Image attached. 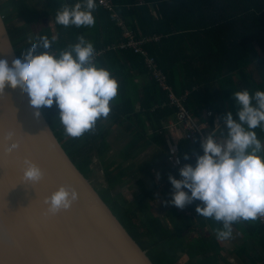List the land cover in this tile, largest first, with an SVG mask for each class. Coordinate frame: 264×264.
<instances>
[{"label":"trees","instance_id":"trees-1","mask_svg":"<svg viewBox=\"0 0 264 264\" xmlns=\"http://www.w3.org/2000/svg\"><path fill=\"white\" fill-rule=\"evenodd\" d=\"M111 1L113 11L97 6L94 26L78 28L57 24L56 13L63 4L74 5L79 0H0V13L18 58L30 47V41L38 42L41 37L55 38L49 50L58 51L84 36L94 45L97 64L119 83L109 117L80 138L65 137L55 104L41 109L62 148L92 181L95 163L103 166L106 183L97 191L154 264H264V224L259 219L233 225L245 239L242 249L230 253L218 244L215 230L222 225L213 219L207 218L213 234L193 237L188 235L192 223L185 225L175 213L155 215L149 208L153 191L142 179L135 183L139 191L133 201L115 193L131 177L125 179L128 167L123 161L150 145L169 153L173 162L178 161V169L185 164L195 166L197 156L203 155L200 135L195 132L193 139L184 136L179 110L169 99L170 89L179 97L185 96L186 110L222 142L225 137L221 132L227 131L223 116L231 112L238 120L239 109L232 94L245 89L250 94L264 91V0ZM115 15L135 42L141 43V51L130 47ZM150 38L157 41L148 42ZM44 51L38 48L37 54ZM148 58H153L170 89L153 77ZM132 81L139 87L137 97ZM169 120L173 121L167 123ZM114 128L127 140L122 162L117 158L119 153L111 151ZM178 129L183 136L174 154L169 139H173L172 130ZM254 131L264 142V131ZM183 254L187 259L181 263Z\"/></svg>","mask_w":264,"mask_h":264},{"label":"clouds","instance_id":"clouds-1","mask_svg":"<svg viewBox=\"0 0 264 264\" xmlns=\"http://www.w3.org/2000/svg\"><path fill=\"white\" fill-rule=\"evenodd\" d=\"M96 7V0L65 3L56 13V23L64 27L94 26ZM54 39L44 36L38 42L30 41V47L21 52L11 67L6 60H0V97L6 88L19 89L29 98L37 119L42 108L55 104L65 137L80 138L94 131L98 121L109 117L119 83L108 69L97 64L94 45L84 36L58 51L49 50ZM38 48L46 51L37 54ZM232 98L239 109L238 120L233 119L231 112L223 116L227 127L226 132H221L223 142L211 132L201 141L203 155L197 156L195 166L181 167V179L168 177L173 187L168 203L182 210L200 201L202 206L198 205L196 212L222 225L215 230L219 241L232 237L234 224L264 218V142L254 131H264V91L250 94L245 89L233 93ZM14 138L11 131L5 136V143L10 144L5 148V156H12L20 147ZM184 159L189 157L185 155ZM23 165L22 184L38 185L44 178L40 167L27 158ZM78 199L74 188L61 185L44 198V215L67 212ZM4 232L0 225V233Z\"/></svg>","mask_w":264,"mask_h":264},{"label":"water","instance_id":"water-1","mask_svg":"<svg viewBox=\"0 0 264 264\" xmlns=\"http://www.w3.org/2000/svg\"><path fill=\"white\" fill-rule=\"evenodd\" d=\"M18 59L0 13V60L9 67ZM29 98L5 89L0 97V264H154L62 148L42 111L37 119ZM20 147L5 156L8 132ZM35 163L44 178L22 184L24 159ZM61 185L79 199L67 212L45 216V197Z\"/></svg>","mask_w":264,"mask_h":264},{"label":"crops","instance_id":"crops-1","mask_svg":"<svg viewBox=\"0 0 264 264\" xmlns=\"http://www.w3.org/2000/svg\"><path fill=\"white\" fill-rule=\"evenodd\" d=\"M132 90L135 97L139 96V87L137 85V82L135 81H132ZM172 121L173 120H169L167 123H170ZM112 132V138H114L115 135L117 136L115 139L111 140V143H113L111 151L114 154L119 153V157L117 158L119 162H122V156L126 149L127 140L123 138L122 135H119L120 131H118L117 129L114 128ZM172 132L173 139L170 138L169 140L171 143H173L174 149H178L177 141L180 137L183 136L182 131L178 129L172 130ZM118 139L120 140L119 142ZM142 156H144V159H141ZM172 159L173 158L171 157V155H169V153L158 150L156 147L150 145L143 151L138 152L133 157L124 160L123 164L126 168L128 167V173L127 175H125V179H127V177H131L130 180L128 179V181L121 189L120 187H118L115 193H122L123 195L127 193L124 198L127 201H133L135 194L139 191L135 190V183L139 179H142L144 186L147 189L153 191V200L149 202V208L155 215L166 217L168 215H172L169 213H175L173 215H175L176 217H181L185 221V225L188 223H192V229L188 230L189 236L195 237V235L198 234H201V236H208L210 234H213L209 219L203 218L196 212V207L198 205H201L200 201H195L194 203L187 205L182 210L168 203V201H170L172 198L173 192V187L168 179L169 175H171L175 179H181L179 175V169L177 167L178 162L176 159L174 160L175 162H173ZM97 165L101 166V176L104 179V183H106V176L103 170V166L101 164L95 163L94 167ZM134 178L135 180L131 182V180ZM122 190H124V192H122ZM128 191L131 193V195H129ZM185 191L187 190L185 189ZM244 239L245 236L243 232L239 231L237 228H233L232 237L230 239L225 241L217 240V242L221 247L224 248V250H228L230 253H232L233 251H238L243 248L241 245L244 242ZM247 251H249V249H247ZM238 255H240L241 257V254ZM229 258L231 262H236L233 256H230ZM186 259L187 256L183 254L180 262L184 263Z\"/></svg>","mask_w":264,"mask_h":264},{"label":"built area","instance_id":"built-area-1","mask_svg":"<svg viewBox=\"0 0 264 264\" xmlns=\"http://www.w3.org/2000/svg\"><path fill=\"white\" fill-rule=\"evenodd\" d=\"M96 5L103 7L104 9L108 11H113L114 7L112 5L111 0H96ZM116 18H119L117 15H115ZM121 21V20H120ZM121 26L125 29L126 31V37L130 39V47L135 48L137 52L141 51L140 49V44L141 43H136L134 37L132 36V33L127 30L124 22L121 21ZM152 41H157L156 39H148V42ZM144 55H147V53L142 52ZM148 64L152 66L153 69V77L159 82V84L165 88V89H170V87L167 86L165 80V76L162 74V72L158 71L156 69V65L154 64L153 58H148ZM169 99L171 103L176 106L179 110L177 116L180 120V125L183 127L184 131V136L188 139H193V135L195 132H197L201 140H203L207 135L210 134V131L207 129L206 125L203 123H198L197 120L194 118L192 114H190L187 110L186 107L184 106L186 98L185 96L179 97L173 93L170 89V94H169ZM217 138V137H216ZM218 141L222 142L219 138H217ZM172 152L174 154L177 153V148L174 149V146L172 145ZM259 221L264 224V218H260Z\"/></svg>","mask_w":264,"mask_h":264},{"label":"rangeland","instance_id":"rangeland-1","mask_svg":"<svg viewBox=\"0 0 264 264\" xmlns=\"http://www.w3.org/2000/svg\"><path fill=\"white\" fill-rule=\"evenodd\" d=\"M116 136L117 135H115L114 138H116ZM119 141L120 140L118 139V142ZM141 159H144V156H142ZM101 175H102L101 166L100 165L95 166L94 167V175H93V178L92 179H93V183H94L95 187L98 188V191H102L101 187L104 185V179L102 178ZM134 180H135V178L132 179L131 182H133ZM122 192H124V190H122ZM128 193H129V195H131V193L129 191H128ZM126 195H127V193L124 194V196H126Z\"/></svg>","mask_w":264,"mask_h":264},{"label":"snow or ice","instance_id":"snow-or-ice-1","mask_svg":"<svg viewBox=\"0 0 264 264\" xmlns=\"http://www.w3.org/2000/svg\"><path fill=\"white\" fill-rule=\"evenodd\" d=\"M0 209H3V206L2 205H0ZM3 213V211H0V214H2Z\"/></svg>","mask_w":264,"mask_h":264}]
</instances>
